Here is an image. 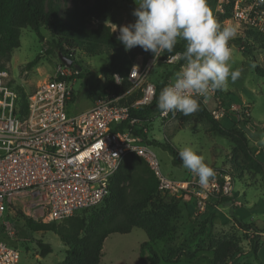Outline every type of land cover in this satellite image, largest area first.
<instances>
[{"label":"rangeland","instance_id":"rangeland-1","mask_svg":"<svg viewBox=\"0 0 264 264\" xmlns=\"http://www.w3.org/2000/svg\"><path fill=\"white\" fill-rule=\"evenodd\" d=\"M103 1L108 5L109 16L107 19L92 22L91 26L96 27L103 22L111 26L119 36L120 27L136 20L132 13L138 5L135 0ZM217 1L208 0V6L220 26L236 29V35L229 44L232 49L229 63L231 69H239L241 75L235 83L229 81L227 88L222 89L216 97L198 101L200 107L203 106L211 116L218 102L222 103L227 114L216 121L244 138L253 157L261 166H252L236 156L231 139L212 131L211 124L203 118L201 108L189 116L178 112L169 120L152 119L147 125L148 137L151 149L158 157L161 172L166 177L186 181L193 175L182 164L176 163L171 151L165 147L171 145L177 152L184 147L192 148L216 172L219 183L220 180L225 183L227 178H230L231 183L229 195L213 198L203 213L196 209L191 196L158 194V200L164 197L173 200L170 231L154 246V250L161 257L165 256L172 262L163 261L160 264H210L213 247L225 241H232L245 254L237 263L229 259L228 264H264V77L256 70H264V50L255 42L243 44L242 30L239 32L237 26L222 19L223 15L217 11ZM59 3L60 14L64 17L75 8L86 10L95 6L96 0H66ZM42 34L43 40L40 41L30 29H22L20 46L12 52L6 70L11 80L27 95L32 94L41 82L52 77L56 68L64 65L60 62L58 49L52 46L49 33L43 31ZM70 55L81 67L79 72L72 68L75 97L70 103L68 114L74 115L92 105L89 95L106 89L109 79L104 77L102 70L109 62V55L106 49L96 55L85 49H78L71 51ZM169 69L166 64L159 63L149 81L161 83L162 74ZM75 72L80 76H76L78 74ZM212 118L214 119L213 116ZM105 201L93 209L78 212L75 216H88L99 212L103 210ZM7 216L3 226L7 229L9 225L15 230V234L14 239L6 240L20 251V264L63 262L66 249L57 235L27 231V237L21 238L19 236L25 229L22 219L12 213ZM239 221L252 225L253 228L244 229ZM252 239L258 245L255 255L249 254L254 245ZM39 241L51 245L53 253L42 258ZM146 242L148 237L142 229H135L126 235H111L104 243V256L100 264H149L141 255L142 245ZM146 255H150L149 250Z\"/></svg>","mask_w":264,"mask_h":264},{"label":"built area","instance_id":"built-area-1","mask_svg":"<svg viewBox=\"0 0 264 264\" xmlns=\"http://www.w3.org/2000/svg\"><path fill=\"white\" fill-rule=\"evenodd\" d=\"M217 3L220 14L229 10L231 17L226 21L242 30L243 38L248 30L264 37V0ZM168 57L161 53L144 67L134 64L128 74L130 90L119 95L107 92L79 115L67 111L75 97L74 67L60 65L52 77L41 82L28 97L25 115L18 109V93L9 85L8 72L0 71V223L3 225L9 209L37 223L53 224L101 205L109 195L111 179L129 155L144 159L158 179L161 193L191 196L200 213L213 198L229 195L230 178L225 183L214 178L202 188L194 175L186 181L166 177L156 153L145 142L146 137L149 140L147 125L132 116L133 111L154 102L157 89L149 75L159 62L180 66L179 70L182 67V59L169 61ZM114 79L119 86L120 77ZM137 92L141 93L139 99L121 104ZM216 94L217 90L211 91L207 97ZM226 114L219 101L212 116L219 121ZM172 116L157 112L148 119L165 121ZM6 230L13 236L9 225ZM20 255L17 248L0 240V264H20Z\"/></svg>","mask_w":264,"mask_h":264},{"label":"trees","instance_id":"trees-1","mask_svg":"<svg viewBox=\"0 0 264 264\" xmlns=\"http://www.w3.org/2000/svg\"><path fill=\"white\" fill-rule=\"evenodd\" d=\"M60 1L66 0H0V71L8 69L12 52L20 46L22 29H30L40 41L43 40L42 32L46 31L52 38V46L58 49L59 53L61 52L69 58H71L70 52L78 49H85L94 55L102 50H107L109 62L102 70V74L109 79V83L102 92L89 95V99L93 103L106 97L107 92L119 95L130 90L132 85L128 80V74L131 67L134 64L144 67L154 55L151 52H145L139 46L131 51H126L112 27L103 22L96 27L91 26L92 22L107 19L109 16L108 5L103 0H96V5L86 10L75 8L64 17L60 14ZM230 17L228 10L222 19L228 20ZM252 42L264 50V37L255 31L248 30L243 44ZM184 43V41H178L172 54L167 52H162V54L167 57L182 52ZM230 43L232 41H229ZM157 65L149 75V79L155 73ZM167 67L170 69L162 74V82L154 83L157 93L152 105L139 112H132V116L137 118L141 124L148 125L150 122L148 117L159 112L156 106L158 95L174 79L180 66L167 65ZM76 70L79 72L78 69ZM256 70L259 75L264 77V70L260 68ZM78 72L76 76H80ZM116 75L121 79L119 86L115 84L114 76ZM9 85L14 87L18 93V109L21 114L25 115L28 97L31 94L27 95L11 78ZM219 93L221 90L217 91V94ZM140 96V92L134 93L129 99L121 101V104L129 105L139 99ZM200 108L203 118L211 124L212 131L231 139L236 156L242 158L244 162L248 161L252 166H261L259 161L253 157L252 150L244 138L229 131L224 125L214 120L203 106ZM145 142L151 146L147 137ZM165 147L171 151L176 163L182 164L179 152L171 145ZM214 178H218L216 172ZM159 193L161 192L158 179L148 164L136 155H129L111 179L108 199L104 200L103 210L99 212L91 213L88 216H75V214L61 223L53 224L37 223L12 209H9L7 214L12 213L18 219H22L25 229L23 234H19L21 238L27 237V231L57 235L66 249L65 258L61 264H100L104 256L103 247L106 239L114 234H130L135 229H142L148 237V242L142 245V258H146L149 264H160L163 261L172 262L165 256L161 257L154 250V246L157 241L164 239L170 231L169 222L173 213L171 208L173 200H169L167 197L158 200ZM225 202L228 200L225 199ZM7 217L6 215L5 219ZM239 223L244 229L253 228L252 225H247L241 221ZM13 236L0 223V240L8 246L16 248L13 243L10 245L6 240L12 239ZM252 242L254 245L249 254L255 255L258 252V245L256 240L252 239ZM38 247L42 258L53 253L52 246L42 241L38 242ZM147 250L150 251V255H146ZM244 256L245 254L235 243L225 241L213 247V259L210 260V264H228L229 259L237 263Z\"/></svg>","mask_w":264,"mask_h":264},{"label":"clouds","instance_id":"clouds-1","mask_svg":"<svg viewBox=\"0 0 264 264\" xmlns=\"http://www.w3.org/2000/svg\"><path fill=\"white\" fill-rule=\"evenodd\" d=\"M138 5L132 15L134 23L120 27L118 40L126 51L139 46L151 52L156 59L162 52L172 54L178 41H184V50L175 56L184 61L174 79L164 87L156 100L161 115L177 112L185 116L200 109L198 97H207L211 91L227 88L241 75L232 70V49L229 41L236 29L221 27L208 6V0H135ZM133 74V73H132ZM182 166L189 170L202 188H207L215 172L202 156L190 147L179 151Z\"/></svg>","mask_w":264,"mask_h":264},{"label":"water","instance_id":"water-1","mask_svg":"<svg viewBox=\"0 0 264 264\" xmlns=\"http://www.w3.org/2000/svg\"><path fill=\"white\" fill-rule=\"evenodd\" d=\"M59 59L61 60V62L64 65H66L68 67H74V68L78 69L79 71H81V67L77 64H74L72 58H69V57L63 55L61 52L59 53Z\"/></svg>","mask_w":264,"mask_h":264},{"label":"crops","instance_id":"crops-1","mask_svg":"<svg viewBox=\"0 0 264 264\" xmlns=\"http://www.w3.org/2000/svg\"><path fill=\"white\" fill-rule=\"evenodd\" d=\"M94 105V103L92 102V105L91 106H89L87 109H85L84 111H82L81 113H78V114H74V115H79V114H82V113H84V112H86V111H88V110H90L91 108H92V106ZM70 106V105H69ZM69 106H68V108H69ZM67 111H68V109H67ZM72 115V114H71ZM104 254V253H103ZM102 261V260H101Z\"/></svg>","mask_w":264,"mask_h":264},{"label":"flooded vegetation","instance_id":"flooded-vegetation-1","mask_svg":"<svg viewBox=\"0 0 264 264\" xmlns=\"http://www.w3.org/2000/svg\"><path fill=\"white\" fill-rule=\"evenodd\" d=\"M72 60H73V63H74V64H77V63L74 61V59H72Z\"/></svg>","mask_w":264,"mask_h":264}]
</instances>
